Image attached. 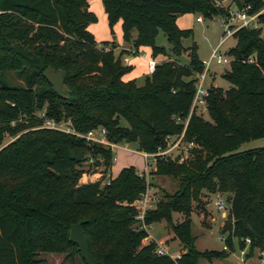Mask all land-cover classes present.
<instances>
[{
    "label": "trees",
    "instance_id": "obj_1",
    "mask_svg": "<svg viewBox=\"0 0 264 264\" xmlns=\"http://www.w3.org/2000/svg\"><path fill=\"white\" fill-rule=\"evenodd\" d=\"M236 3L259 9L264 0ZM103 4L112 32L122 19L123 37L132 51L116 52L114 40H97L88 28L98 20L89 0H0V145L7 133L22 131L0 147V264H39L38 252L64 251L70 245L81 254L70 239L73 224L81 220L98 264H199L202 256H227L228 248L234 250L235 237L243 247L250 237L249 253L264 249V145L239 149L243 142L264 136L262 25L235 32L237 43L227 50L233 58L224 73L232 85L223 89L210 82V119L193 112L185 124L204 64L195 43L184 47L183 38L192 35L193 28L180 27L177 17L187 12L225 16L230 4ZM160 30L170 46L157 43ZM141 45H150L153 55L173 58L159 62L140 84L136 78H123L132 69L123 56L137 53ZM185 48L189 61L181 63L178 58ZM250 56L253 60L248 61ZM51 65L66 72L65 95L58 94L44 75ZM35 84L49 87L44 96L47 114L57 120L71 118L75 132L34 128L42 121L35 114L37 103L43 107ZM100 126L109 141L135 142L146 152H157L168 135L184 131V139L195 143L192 156H157L152 170L176 175L180 188L159 198L140 217L134 203L146 192L148 181L134 164L110 176L109 183H103L108 178L104 173L81 181L86 160L81 154L98 158L96 165L103 162L109 169L114 162L110 144L84 135ZM217 190L229 192L231 220L223 228L228 230V248L200 250L192 230V202L205 191ZM173 212L183 215L173 225L184 249L176 257L159 253L154 239L143 242L149 235L144 225L171 222Z\"/></svg>",
    "mask_w": 264,
    "mask_h": 264
},
{
    "label": "rangeland",
    "instance_id": "obj_2",
    "mask_svg": "<svg viewBox=\"0 0 264 264\" xmlns=\"http://www.w3.org/2000/svg\"><path fill=\"white\" fill-rule=\"evenodd\" d=\"M221 3L220 5H229L231 4L232 7L236 6V0H219ZM219 4V3H217ZM184 14V13H183ZM202 15L203 20H197V16ZM185 18L189 21L190 27L193 28V34L183 38V45L184 47H190L193 43L197 45V53L200 58H208L213 49L219 44L222 36H223V16L220 14H213L211 17L204 16L203 13H194V14H184ZM107 27L106 20L103 15L99 16V19L95 22V28L97 29V33L100 34L101 32L105 31ZM260 35L264 37V21L262 22V29ZM157 43L163 44L166 46H170L168 41L167 35L164 33L163 30H160L159 34L157 35ZM237 43V38L232 35L226 38V40L219 46L220 51L225 52L230 47L234 46ZM182 52L179 56V62L185 63L189 61V50L186 49ZM232 58L233 56L230 55ZM173 57L167 56V59H171ZM167 59H163L159 62L165 61ZM158 62V63H159ZM230 68L229 63L225 64H218L213 63L212 71L209 77V81L216 87H222L223 89L229 88L232 83L225 78L224 73ZM150 72L147 71L143 75L137 78L138 83H143L145 77ZM15 81L17 83L25 84L26 82L24 79L16 78ZM27 84V83H26ZM34 87L38 90L40 98H42L41 103L43 107H40V103H37V108L35 114L40 110H44L47 108L48 101L45 100L44 96L48 94L49 87L46 85H38L35 84ZM205 118L210 119V115L208 112L204 114ZM122 122L125 124L126 121L122 119ZM42 127V121L37 122L34 128ZM22 131H18L17 133H7L5 135L3 143L0 145L7 144L18 135H20ZM114 143V142H113ZM115 143L111 145L114 149L115 155V169L114 174L117 173V168L119 167L120 163H135L139 168H144V166L149 163V167L147 166V170L144 168L143 170H139L144 174H148L147 181L148 187L145 194L148 195L145 198V195L142 196L141 201H137L134 203L136 209L142 213L144 209L148 207H154L157 204L159 198L164 197L166 194H172L176 192L180 188V179L174 174H152L151 167L155 166V160L157 156H172L178 158L179 156L181 159L187 156H192L191 148L188 149L186 141L183 143L178 144L175 140V137L172 135L167 138L165 144L162 147H159L160 151H164L163 154H155L149 155L145 157V155L137 149L135 142H121ZM264 145V136L259 138H253L248 141L243 142L239 149H246L250 147ZM76 155H80L79 152H75ZM83 155L86 160L83 162V174H93L95 171H99L106 176L109 174V168L101 162L99 165H96V160L98 158L94 156H90L87 158L88 154H81ZM148 158V159H147ZM146 159V161H145ZM149 160L150 162H147ZM151 163V164H150ZM93 169H95L93 171ZM101 176V175H100ZM87 180H90V176L87 177ZM98 178V177H97ZM100 178V177H99ZM104 183V181H103ZM221 194V196L225 199L226 205L228 206L227 209L219 208L216 203V194ZM193 210H192V230L193 233L196 234V247L200 250L205 249H223L227 248V244L220 238V235H224L227 237L228 230L224 232L223 228L227 226L230 216V201H229V192L217 190L215 192H207L205 191L201 194L198 198H195L192 202ZM224 213V215H223ZM213 216H216L217 219H214ZM183 219V215L179 212H173L172 214V221L167 222V220L163 219L164 222H156L152 227L148 226L150 229L149 234H154L157 238H164L170 237L167 240V243L171 244V248H169L170 254H174L178 251V247L176 245V240H180L177 233L175 232L173 225L176 222H179ZM149 231V230H148ZM151 238V236H150ZM165 246V242L161 243ZM160 244V245H161ZM159 245V246H160ZM234 250H230L228 248V255L225 257H214L209 259L207 257H200L199 264H238V260L240 264H260V254L264 251L263 248L257 247L253 251L249 253V244L246 243V246H242V244L238 241V238H234ZM245 248L246 253L243 254L241 250ZM38 258H41V262L39 264H86L84 259L82 258L81 254L77 250L76 246L70 245L67 246L64 251L59 252H48V251H40L37 253ZM244 259L245 262H242Z\"/></svg>",
    "mask_w": 264,
    "mask_h": 264
},
{
    "label": "built area",
    "instance_id": "obj_3",
    "mask_svg": "<svg viewBox=\"0 0 264 264\" xmlns=\"http://www.w3.org/2000/svg\"><path fill=\"white\" fill-rule=\"evenodd\" d=\"M214 1L216 3H219V4L221 3L219 0H214ZM228 9H229V13L227 15L223 16V24H224L223 36H222L219 44L213 49L211 55L208 58H202V62L204 64L203 70H201L197 73L198 77H197V81H196V90H195V94L193 97L191 109H190L189 115L185 121V124H187L188 119L193 112H196L199 114H204L205 112H208L207 95L209 94V85H210L209 77H210V74L212 71L213 63H218V64L229 63L230 64L232 61V57L230 56V54L227 51H225V52L220 51L219 46L226 40V38L234 35L235 32L242 27L257 28V27H260L262 25V22H263L262 15H264V5L262 7H260L259 9H254L252 4H250V3L243 4L242 6H239L236 3L235 7H232L230 4L228 6ZM197 20L202 21L203 16L198 15ZM129 49L132 51L131 47ZM125 59L127 60L128 56H126ZM247 60L248 61L253 60V56H250ZM158 62L159 61L155 57H153V56L149 57V59H148V71L150 73L155 70ZM36 115L42 119V127L61 129V130H64L66 132H75V129L72 125L71 118L63 119V120H57L56 118L49 116L46 112V109L40 110L39 112H37ZM79 134H81V133H79ZM84 135H86L88 138H92L94 140L104 142V143H107L110 145L115 144V143H113L107 139L106 129L103 126H100L97 129L89 130ZM170 136H172V135H168L167 138ZM173 136L175 137V140L178 142V144L183 143V141H186L184 139V131L179 135H173ZM186 144L188 146V149L195 145L193 140L186 141ZM163 153H164V151H160L159 149L157 152H146V151H144L145 157H148L151 154L155 156V154H163ZM182 159H184V157ZM147 162H150V161L147 160ZM109 182H110V177H108L107 179L104 180V183H109ZM144 195H145V198L148 197L147 194L144 193ZM215 196H216V203H217L218 207L222 208V209H227L228 206L226 205V201L221 196V194L217 193ZM141 199H142V197L140 199L136 200L135 202L141 201ZM144 211H145V209H144ZM143 214H144V212H142V213L139 212L140 217H143ZM144 226L146 228H148V226L151 227L152 224L144 225ZM220 238L223 241L226 240V238L224 237L223 234L220 235ZM245 240L248 244L251 242L250 237L245 238ZM227 248H228V246H227ZM157 251L159 253H170L169 250L162 244L160 246H158ZM241 252L243 254H245L246 249L243 248L241 250ZM171 255H173V254H171ZM179 255L180 254H177L176 256H179ZM173 256L176 257L175 255H173ZM260 259H261L260 264H264V251L261 252ZM242 262H245L244 259H242Z\"/></svg>",
    "mask_w": 264,
    "mask_h": 264
},
{
    "label": "crops",
    "instance_id": "obj_4",
    "mask_svg": "<svg viewBox=\"0 0 264 264\" xmlns=\"http://www.w3.org/2000/svg\"><path fill=\"white\" fill-rule=\"evenodd\" d=\"M89 9L94 11L97 16H98V19H99V16L100 15H103L105 20H106V24H107V27L105 28V31L104 32H101L100 34L97 33V29L95 28V22H91L89 23L88 25V28L95 34L97 40L99 42H101L102 40H114L116 42V52H119L121 49L123 48H130V43L129 42H126L124 37H123V28H122V19H119L115 24H114V32L111 31V27L109 25V20H108V14L105 10V7H104V4H103V0H89ZM184 14H194V12H187V13H184ZM184 14H180L178 15L177 17V24L180 26V27H183V28H186V27H190V23L189 21L185 18V16H182ZM197 18V17H196ZM128 56V59L126 60L125 57ZM150 56H153L155 57L158 61H161L163 59H167V55L165 54H158V55H153V51H152V47L150 45H141L138 49V52L137 53H131V52H126L124 53V62L126 64H131L132 65V69L130 71H128L127 73H125L123 75V78L124 79H131V78H138L139 76L143 75L144 73H146L148 71V59ZM117 145H120L117 144ZM144 154V151H141ZM146 161V159H145ZM114 162H115V156H114ZM112 164V167L110 168L109 170V174H108V177L112 176H116L120 169L126 165H130V163H120L119 164V167L116 169L117 170V173H113L114 172V169H115V164ZM134 164L139 170H143L144 168L146 169L147 166L149 165V163H147L146 166H144V168H139L135 163H132ZM151 164V163H150ZM150 166V165H149ZM148 166V167H149ZM155 167V166H154ZM154 167H151L150 170H153ZM147 170V169H146ZM101 175V172L99 171H95L92 175L91 174H87V173H84L81 177V181H89L87 180L88 176H90V180H96L100 177ZM146 177L148 176L147 172H146ZM98 177V178H97ZM224 215V213H223ZM214 219H217L216 216H213ZM158 222H164L163 220L161 221H158ZM156 222L152 223V226L155 224ZM151 226V227H152ZM150 229L149 228V232H150ZM151 236V238H150ZM171 237V236H170ZM169 237V238H170ZM168 237H164V238H157L154 234H149L147 237L144 238L143 242L144 243H147L149 242V240L151 239H154L158 242V244L160 245L162 242H165V247L169 250V248H171V244L167 243V240L169 239ZM176 245L178 247V251H176L173 255H177V254H180L182 251H184L183 247H182V243L180 240H176ZM172 255V256H173ZM238 264H240L239 260H238Z\"/></svg>",
    "mask_w": 264,
    "mask_h": 264
},
{
    "label": "water",
    "instance_id": "obj_5",
    "mask_svg": "<svg viewBox=\"0 0 264 264\" xmlns=\"http://www.w3.org/2000/svg\"><path fill=\"white\" fill-rule=\"evenodd\" d=\"M65 74L66 72L64 69L56 68L53 65L49 66L44 72L46 78L53 84L55 90L60 95H65ZM83 222L84 220H81L73 224L70 232V239L78 245V249L87 264H98L97 259L90 250L89 241L82 225Z\"/></svg>",
    "mask_w": 264,
    "mask_h": 264
}]
</instances>
